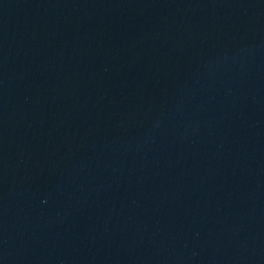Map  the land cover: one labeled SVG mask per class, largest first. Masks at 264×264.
I'll return each instance as SVG.
<instances>
[{
	"label": "water",
	"instance_id": "95a60500",
	"mask_svg": "<svg viewBox=\"0 0 264 264\" xmlns=\"http://www.w3.org/2000/svg\"><path fill=\"white\" fill-rule=\"evenodd\" d=\"M264 55V0H0V142L147 81Z\"/></svg>",
	"mask_w": 264,
	"mask_h": 264
}]
</instances>
